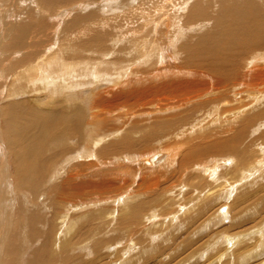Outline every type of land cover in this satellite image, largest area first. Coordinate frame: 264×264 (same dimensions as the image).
I'll list each match as a JSON object with an SVG mask.
<instances>
[{"label": "bare ground", "instance_id": "1", "mask_svg": "<svg viewBox=\"0 0 264 264\" xmlns=\"http://www.w3.org/2000/svg\"><path fill=\"white\" fill-rule=\"evenodd\" d=\"M4 183L0 264H264V0H0Z\"/></svg>", "mask_w": 264, "mask_h": 264}, {"label": "rangeland", "instance_id": "2", "mask_svg": "<svg viewBox=\"0 0 264 264\" xmlns=\"http://www.w3.org/2000/svg\"><path fill=\"white\" fill-rule=\"evenodd\" d=\"M148 3H150V1H147V4H148ZM117 12H121V11L118 10ZM119 14H120V13H119ZM54 20H55V21H54L55 24H58V23H59V20L57 19V17H55ZM202 29H203V28H202ZM137 32H138V30L135 31V35H136V37L138 38L137 41H138V42L140 41V44L143 43V42H145L146 40H145V38H143V35L145 36V34L143 33L144 31H143V32L140 31V32H138V33H137ZM137 34H138V35H137ZM139 34H140V35H139ZM140 36H142V38H141ZM139 39H140V40H139ZM142 39H143V40H142ZM141 41H143V42H141ZM6 154H7V153H6ZM12 162H13V161H12L10 158H9V160L6 162V163H7L6 165L8 166V167L6 166V167H7V171H6V173H9V174H8L9 177H7L6 179H8V178L10 179V180H9V183L12 181V176H11V175H13L12 173H14V170H13V169H14V166H13V163H12ZM8 163H10V164H8ZM9 166H10V167H9ZM9 171H10V172H9ZM7 183H8V182H7ZM5 185H6L5 183H4V185H0V188H1V192L4 193V194H6V196H7V193H8V192H7V191H8L7 188H8V186H7V185L5 186ZM2 187H3V188H2ZM16 190H17V192H19V193H22V192L25 193V192L23 191L24 189L19 188V189H16ZM16 190H14V191L16 192ZM21 190H22V191H21ZM32 246H33V247H32ZM32 246H31L29 252L31 251L32 248L37 247V246H38V243L36 242V243H34V245H32ZM29 254H30V253H29ZM27 256H28V255H27Z\"/></svg>", "mask_w": 264, "mask_h": 264}]
</instances>
